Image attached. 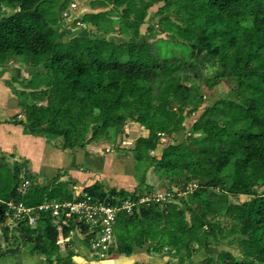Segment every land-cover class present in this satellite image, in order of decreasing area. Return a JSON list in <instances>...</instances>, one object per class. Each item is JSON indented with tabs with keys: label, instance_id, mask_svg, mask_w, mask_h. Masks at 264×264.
I'll list each match as a JSON object with an SVG mask.
<instances>
[{
	"label": "trees",
	"instance_id": "trees-1",
	"mask_svg": "<svg viewBox=\"0 0 264 264\" xmlns=\"http://www.w3.org/2000/svg\"><path fill=\"white\" fill-rule=\"evenodd\" d=\"M151 2L90 0L91 9L108 8L91 13L89 23L96 30L90 35L80 29L63 42L54 25L58 11L68 9L71 0H0V64L18 57L22 65L45 67L23 79L26 93L45 100L44 104L27 102L24 91H16L26 113L23 125L43 136L63 137L67 149L85 148L93 138L92 133L87 135L98 115H115V124L105 131L106 140L116 142L127 121L150 130L146 136H137L130 150L135 162L148 159L142 165L146 167L142 176L153 166L165 178L187 173V181H192V176L207 180L198 182L186 197L165 200L163 206L134 204L130 214L126 209L119 211L113 230L120 254L129 256L133 247H138L136 252L152 242L153 252L182 253L190 260L201 246L199 234L209 246L237 235L241 258L226 261L221 255L216 261L206 257L199 264H264V191L260 190L264 186V0H166L159 11L171 10L177 16L176 20L169 16L160 19L168 38L139 42V28ZM2 7L14 12L4 16ZM80 19L87 22L85 15ZM152 32L149 27V36ZM114 33L122 39L130 37L118 50L106 37ZM175 38L194 42H173ZM197 44L201 45L196 48ZM215 63V77L237 81L238 97L218 99L204 109L191 125V132L201 135L197 146L183 140L167 145L159 158H148L161 134L174 131L173 119L165 116L158 104L172 98L181 110L200 107L196 81L202 80L204 66ZM213 79H207L206 86L212 88ZM217 144L223 145L221 151ZM215 151L216 161L207 163L205 158ZM204 156L208 166L200 160ZM21 169L18 162L13 170L0 165V223L12 213L7 201L35 207L73 198L74 184L59 181L60 175L51 186L35 185L29 178L25 193H19ZM233 187L237 189L233 195L249 198L236 203L222 200L214 208V198L228 195ZM83 191L111 204L118 200V204L125 200L136 203L141 196L105 188L99 181ZM190 203L204 209L195 213L193 220L186 217L189 212L185 208ZM229 208L233 211L232 224L226 228L215 218ZM53 219L49 211L41 212L34 225L15 223L26 243L45 255L48 264H53L52 257L57 254ZM130 225L135 232L129 231Z\"/></svg>",
	"mask_w": 264,
	"mask_h": 264
},
{
	"label": "crops",
	"instance_id": "crops-1",
	"mask_svg": "<svg viewBox=\"0 0 264 264\" xmlns=\"http://www.w3.org/2000/svg\"><path fill=\"white\" fill-rule=\"evenodd\" d=\"M28 69L31 71L37 68L13 62L0 64V157L2 158L0 165L6 164L13 170L14 163L18 162L22 166L23 178H30L35 185L40 186L53 185L54 178L60 175L59 181L73 183L75 192L96 181L105 188L113 187L127 192H134L135 188L143 189L134 178L136 172L129 149L121 148L122 150L117 154L110 141L99 144L96 141L89 142L90 144L87 142L85 148L67 149L60 136H43L42 133L23 125L26 121L25 113L16 95V87L21 88L20 79L29 77ZM21 89L24 90L18 91L27 90L24 87ZM131 124H134V128L130 126ZM123 127L135 131L138 130L137 127L141 128L134 122L130 124L128 122ZM123 133L116 140L119 142L122 136H126L120 142V147H124L122 142L126 139L133 141L129 132L123 130ZM102 145H106L108 153L101 151ZM12 149H16L15 155L11 153ZM115 168H120L123 174L125 171H131L130 180L125 177L116 179L113 174ZM12 222L7 218L5 222L0 223V264H42L46 259L45 255L34 252L31 245L26 243L17 224ZM57 234V254L52 257L53 264H121L118 262L120 259H131L130 256L136 254L135 248H138L133 247V252L129 256L120 254L117 246L106 250L104 256L101 254L96 256L87 239H84L82 229H78L77 226L62 227L61 232L57 231ZM24 244L28 245V248ZM115 252L118 255L116 257L113 256ZM137 262L138 260L135 259L123 260L122 264H137Z\"/></svg>",
	"mask_w": 264,
	"mask_h": 264
},
{
	"label": "rangeland",
	"instance_id": "rangeland-1",
	"mask_svg": "<svg viewBox=\"0 0 264 264\" xmlns=\"http://www.w3.org/2000/svg\"><path fill=\"white\" fill-rule=\"evenodd\" d=\"M89 1L90 0H71L70 7L68 9L64 11H58V23L54 25V29L58 33L59 40L63 42L68 41L72 33L75 31H80V29H84L86 31L88 30V33L90 35H92V33L96 30L89 23V20L91 19V13L96 12L97 10H107L108 8L91 9L89 6ZM165 1L166 0H152L151 2L152 5L147 9L145 18L142 24L140 25V28H139L140 35L137 41L155 42L156 40H159L161 38L162 39L168 38V34L164 32L162 30V27L160 26V19L164 16H169L173 20H176L177 16L171 10L166 11V12L163 11L162 13L159 11V8L162 5H164ZM4 10H5L4 16H9L10 14L14 12L12 8L10 7H4ZM83 15L87 17V22H81L80 18ZM149 27L153 29L152 36L150 35L151 37L149 36ZM76 34H78V32ZM103 36H104L103 34L97 35V37H100V38H102ZM106 37L110 39L111 41H114L115 50H118L120 48V45L123 43V41L125 40L127 41L130 39L129 36L123 37L122 39L121 36L115 33L113 34V37L112 35H109V34ZM173 42H182L185 44H189L188 42L192 43L194 41H186V40H182L179 38H175ZM200 45L201 44H197L196 48L197 46L199 47ZM176 52L181 53V50L177 49ZM20 61H21L20 58L17 57V58H13L11 63L12 62L16 64L18 63L19 65ZM217 68H218L217 63L211 66L210 65L204 66L203 71H202V80L196 81V85L199 88V93L201 95V101H202V104L200 105V107L184 108L183 110H181L179 108V104L172 98H169L166 101L158 104V109L165 116L173 119L174 121L173 130L174 131L171 134H161L160 139L158 141L159 143L157 144L156 149L149 153L148 158H159L161 155V152L167 145L177 144V143L182 142L183 140H186L187 142H190L193 145L197 146L200 142L201 135L191 132V125L199 118V116L204 111V109L207 106L212 105L218 99H233L234 100L235 98L238 97L237 96L238 94L237 93L238 92L237 81L232 77H224V78L215 77L214 72ZM34 70L44 71L45 67L39 66L37 67V69H34ZM34 70H31V71L29 70L30 73H28V75L30 76L31 74H33L35 72ZM213 77H214L213 79L214 86L212 88H209L208 86H206L204 82L207 79L213 78ZM20 80L21 81H19V85L21 86V88H23L25 86V82H24L25 80L24 81L22 79ZM18 87H16L17 88L16 91L24 90ZM26 92H28V89L24 91L25 94L23 96L24 97L23 100L27 102H31V103L32 102L33 103H40V102L45 103V100H39L38 97L29 96L28 93ZM115 119H116L115 115H109V117H106V114L98 115L96 125H92V130H90L87 135V137H89L91 133L93 135V138L88 141V144H90L93 141L98 142V144L99 142L102 143L104 141H110V143L113 145L114 152L118 154L120 153L122 149H125V148L131 150L134 146V141L137 136H143V135L148 134V132H150V130H148L145 127H141V128L137 127L138 129L137 131L129 130L126 127L127 129H124V132L126 131L129 132L130 138H132L133 141H129L126 139L127 141L125 140L124 142H122V146L124 147H120V142L123 139H125L126 136H122V138L119 140V142L117 141V143L115 141L112 142L111 140H106L105 138L106 136L105 131L107 130V127L113 126L115 124ZM128 122L129 121L125 122L124 124H127ZM130 126H133L134 128V124H131ZM35 132L39 133V131H35ZM123 135L125 134L123 133ZM61 138L63 139V137ZM221 145L217 144V147H216L217 150H220V151L222 150L223 145L222 146ZM105 147L106 145L100 146V148H102V150L101 149L100 150L102 152L105 151L106 153H108ZM11 153L15 155L16 149H12ZM216 155H217V152L215 151L210 157L208 156L207 158H205L206 156H204L203 158L201 157L200 160L205 166H208V164H205L206 162L203 161L204 158L207 161V163H209L213 160L216 161L217 159ZM132 160H133L134 170L136 172V175L134 178L138 181V183L141 185V182L143 181V179L146 180V176H149L148 178H151L153 182L156 184L155 187H145V185L144 186L142 185L143 189L135 188L134 194L136 193L140 194L141 195L140 198L144 197V195L146 194L150 195L151 200L148 203H156L159 206H163V203H165V200H169V199L171 200L174 198V196L186 197L197 186L198 182L199 183L207 182L205 178H202V177L199 178L195 176L191 177L192 181L190 180L187 181L186 180L187 175H188L187 173H182L181 175H177L173 178L172 177L165 178L161 174L156 173L154 171L153 166L147 169L145 176H142V172L144 168L146 169V167L145 166L142 167V165H146V163L148 162V159H142L140 160L141 162L139 163L135 162L134 158ZM96 166L97 165H95V167ZM127 168L130 169L128 166ZM130 172L131 171L129 172L125 171V174H123V171H120V168L113 169V174L115 175L116 179H122L123 177L129 179L131 175ZM22 177L23 176L21 175V178ZM24 179L25 178H23L22 181ZM236 190L237 189L233 187L230 189V192L228 193V195L218 194L214 198L213 207L214 208L218 207L219 203L222 200H228V202L236 203L237 201H241V200H244L245 198H249L248 196H245V195H233L234 192L236 193ZM260 190L261 192H263L264 186ZM214 191L218 192L219 190L214 189ZM160 195L162 197H159ZM140 198L138 200L139 206L143 204ZM175 201L181 204L180 202H178V200H175ZM186 206L184 207H186L185 209L189 212L188 214H186V217L189 220H193L192 216L195 213L203 209L202 207H200V205H198V203H195V204L190 203ZM128 214L130 213L128 212ZM232 214H233V211L229 208L226 211L220 212L216 216L215 219L218 220V222H220L226 228H228L232 224V218H231ZM57 229L59 230V232H61V229L59 228ZM128 229L131 233L135 232L132 225H130ZM114 235H115V232H114ZM236 236H233L226 240H221L216 246H209V245H206L204 236L202 234H199V243L201 244V246L199 244L200 247L198 248V251L196 252L195 255L192 256L190 260L186 259L185 255H181L182 253L176 256L172 251L165 250L160 253L153 252L151 248L154 245V243L147 242L142 247H140V249H136V252H139L138 253L139 255H137L136 258L134 259L138 260L137 264H190L192 262L195 264H199L206 257H213L216 261H218L219 257L222 255L224 256V259L226 261H230L231 257L241 258L242 256L240 253V249L237 246V242L235 239ZM91 237H92L91 235L86 237V239L88 240L90 244H91ZM24 246L28 248V245L24 244ZM91 249L96 256L100 255V250H101L100 248H91ZM119 258H121V256ZM134 259H129V260H134ZM123 260H127V259H121L118 262L122 264ZM42 262H43L42 264H48L46 261H42Z\"/></svg>",
	"mask_w": 264,
	"mask_h": 264
},
{
	"label": "built area",
	"instance_id": "built-area-1",
	"mask_svg": "<svg viewBox=\"0 0 264 264\" xmlns=\"http://www.w3.org/2000/svg\"><path fill=\"white\" fill-rule=\"evenodd\" d=\"M29 185V179H24L17 189L18 192L24 194ZM78 191L74 192L73 198L70 200L51 201L35 207H26L22 202L7 201L8 208L12 210L9 219L18 224L23 222L34 225L41 212L50 211L54 217L52 224L56 226L58 232L57 228L62 229L69 225L77 226L78 229H82L85 240L89 235L92 236L91 244L87 240L88 244L91 248H100V254L104 256L106 250L116 247L117 241L113 227L118 212L123 209L130 212L131 206L138 204V201L135 203L125 200L118 204V200L115 204H111L106 199L101 200L90 196L83 189ZM140 200L143 204L148 203L151 200L150 195L146 194Z\"/></svg>",
	"mask_w": 264,
	"mask_h": 264
},
{
	"label": "water",
	"instance_id": "water-1",
	"mask_svg": "<svg viewBox=\"0 0 264 264\" xmlns=\"http://www.w3.org/2000/svg\"><path fill=\"white\" fill-rule=\"evenodd\" d=\"M25 120H26V114H25ZM149 176H146V180H144V183L146 186H150V187H155V183L153 182V180L151 178H148ZM38 242V237L35 238V244H37Z\"/></svg>",
	"mask_w": 264,
	"mask_h": 264
},
{
	"label": "bare ground",
	"instance_id": "bare-ground-1",
	"mask_svg": "<svg viewBox=\"0 0 264 264\" xmlns=\"http://www.w3.org/2000/svg\"><path fill=\"white\" fill-rule=\"evenodd\" d=\"M125 181H126V180H125ZM122 184H123V183H122ZM126 185H127V184H126ZM115 253H116V252H115ZM137 255H139V254L136 252V254L133 255V257H131V256H130V257H131V259H134V258H136ZM120 260H121V259H120ZM127 260H129V259H127Z\"/></svg>",
	"mask_w": 264,
	"mask_h": 264
},
{
	"label": "clouds",
	"instance_id": "clouds-1",
	"mask_svg": "<svg viewBox=\"0 0 264 264\" xmlns=\"http://www.w3.org/2000/svg\"><path fill=\"white\" fill-rule=\"evenodd\" d=\"M13 11H14V10H13ZM24 113H25V112H24ZM25 114H26V113H25ZM25 122H26V121H25ZM26 179H27V178H26ZM144 185H145V184H144ZM144 185H143V186H144ZM145 187H146V185H145Z\"/></svg>",
	"mask_w": 264,
	"mask_h": 264
}]
</instances>
